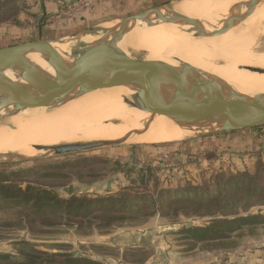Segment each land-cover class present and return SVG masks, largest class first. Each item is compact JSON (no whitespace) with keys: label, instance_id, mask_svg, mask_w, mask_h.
I'll use <instances>...</instances> for the list:
<instances>
[{"label":"rangeland","instance_id":"obj_1","mask_svg":"<svg viewBox=\"0 0 264 264\" xmlns=\"http://www.w3.org/2000/svg\"><path fill=\"white\" fill-rule=\"evenodd\" d=\"M37 1L0 0V27H10L17 20L23 28H37L36 19L28 15ZM165 1L171 0H99L97 3L112 4L114 14L102 13L103 19L98 23L123 18ZM66 2L71 12L85 10L89 1ZM261 28L252 46V55H264V21ZM128 49L142 59L176 58L166 47L155 51L147 45H128ZM195 56L193 54V58ZM186 57L183 58L186 60ZM200 57L203 58L197 55L199 63ZM193 58L188 55L187 63L199 64L197 58L196 61ZM209 58L215 65L226 64L218 56ZM255 67L259 66L239 65V70L232 71L242 85L249 86L247 91L254 93L257 91L252 88H256L258 79H264V70H254ZM262 128L254 131L253 137L248 135L243 139L233 133L219 137L192 135L168 143H128L35 162L0 165V183L15 182L22 188L32 185L57 193L64 200L111 197L123 203L136 201L143 206L137 212H127L122 204L117 208L124 211L120 209L123 212L116 215L93 211L89 218L78 219L59 211L49 219L39 218L33 223L25 214L7 222L20 208H0V253L11 255L19 264H41V259L44 264H70L62 254L80 257L82 261L78 264H253L255 259L264 261V225L244 227L230 238L214 241L199 242L188 233V229L205 228L217 218L264 214V189L253 196L250 193L252 182L241 177L254 175L264 179ZM68 139L62 142L75 141ZM136 197L141 199L132 200ZM142 197L151 200L143 204ZM164 205L171 209L166 211ZM112 237L113 243L110 242ZM140 254L144 256L138 258ZM27 259L29 261H25Z\"/></svg>","mask_w":264,"mask_h":264},{"label":"water","instance_id":"obj_2","mask_svg":"<svg viewBox=\"0 0 264 264\" xmlns=\"http://www.w3.org/2000/svg\"><path fill=\"white\" fill-rule=\"evenodd\" d=\"M180 1L171 0L68 36L0 47V86L8 91L0 106V127L8 118L32 114L35 108L51 113L90 93L112 88H125L136 98L133 106L150 115L124 136L31 145L34 155L0 154V165L125 145L160 118L200 137L264 127V94L244 93L179 58L136 57L127 45L134 30L150 25L173 24L196 39L220 37L241 26L264 0H241L214 19L183 15L175 6ZM100 34L107 38L96 39ZM41 61L50 68L45 69Z\"/></svg>","mask_w":264,"mask_h":264},{"label":"bare ground","instance_id":"obj_3","mask_svg":"<svg viewBox=\"0 0 264 264\" xmlns=\"http://www.w3.org/2000/svg\"><path fill=\"white\" fill-rule=\"evenodd\" d=\"M240 1L182 0L175 6L176 10L183 15L214 19L228 12L232 4ZM263 21L264 5L237 29L220 37L196 39L173 24L150 25L134 30L129 36L127 45L132 47L147 45L155 51L166 47L168 51L176 54H174L176 58L185 62H188V55L189 58H193V54L196 58L197 55L198 57L201 55L203 58H200L203 60L199 61L201 63L202 60V64H207V67L200 68L202 64L198 62V58L197 62L200 65L196 63L197 67L223 78L244 93H254L248 92L249 86L242 85L232 71L239 70L237 68L239 65L264 68V55H252L251 51L257 36L261 33ZM95 38L105 40L107 35L100 34ZM183 54L186 55L182 56ZM211 55L220 57L226 64L218 66L209 62ZM196 58L192 60L196 61ZM40 63L45 69L50 68L47 62ZM258 80V84H255L256 88L252 89H256L255 94H264V79ZM7 95L6 87L0 86V106ZM134 102L136 98L125 88H112L90 93L51 113L39 112L35 108L32 114L9 118L0 127V154L20 151L27 155H34L35 151L31 145L56 144L66 138L90 140L124 136L150 116L134 107ZM8 124L13 128H10ZM192 135L188 128L176 125L172 120L160 118L149 130L131 140V143H168Z\"/></svg>","mask_w":264,"mask_h":264},{"label":"trees","instance_id":"obj_4","mask_svg":"<svg viewBox=\"0 0 264 264\" xmlns=\"http://www.w3.org/2000/svg\"><path fill=\"white\" fill-rule=\"evenodd\" d=\"M164 1V0H163ZM38 4L35 6L34 10L29 11L28 15L36 19L39 27H44L46 24V20L49 16V12L47 11V0H38ZM36 2V3H37ZM161 2L160 4L166 3ZM112 4H107L106 6H102L100 8L96 5V15L97 17H102V13L107 12V15H113L114 11H111ZM128 7V6H127ZM126 8V7H125ZM32 9V8H31ZM40 11H42L40 13ZM78 23H82L86 21H90L93 16L90 13H80L77 14ZM15 28L21 29L23 28L20 24V21L15 20L12 25ZM6 34V32H5ZM1 36V35H0ZM13 36V35H12ZM18 40H20L18 38ZM18 44L15 40L12 39L10 45ZM263 128L251 129V131L262 130ZM233 133L235 135L239 134ZM244 179H249L252 182V187L250 189V193L253 196L259 195L260 192L264 189V179L260 180V177H253L251 175L241 176ZM240 179V178H239ZM237 181H234L236 183ZM191 192V191H190ZM137 198V199H136ZM132 200H138L141 198L136 197ZM199 198V197H198ZM144 204L147 200H151V198L142 197ZM174 199V198H173ZM191 199V198H189ZM202 199V198H199ZM193 201V200H192ZM133 202V201H132ZM126 202L123 203L117 198L104 197V198H80V197H72L69 200H64L59 197V195L52 194L49 190L41 189L34 187L32 185H27L25 188L18 185L15 182L7 183L5 181H1L0 183V208H9L16 209L20 208V210L13 216H9L7 222H12L16 220V218H20V214H25L27 219L31 221V223L40 219H49L50 216H55L59 211H64L66 216H70L73 218H89L93 211H100L101 214L107 215H116L118 212H123V208H117L119 205L124 204L127 212H137L139 208L143 207L137 202ZM166 211L170 210L169 205H164ZM123 211H121V210ZM163 211V210H162ZM153 214H151L152 216ZM164 215V214H163ZM2 221V220H1ZM114 221V219L112 220ZM5 222V221H4ZM259 225H264V214H255V215H247V216H239L237 218H222L215 219L212 221L210 225L205 228H195L194 230L188 229V233L193 236V238L199 242L202 241H214L219 239H227L231 237V234L242 230L244 227H257ZM144 254H140L137 256L138 258H142ZM61 257L65 258L70 264H78L82 261L80 257H75L70 254H62ZM25 261H29L28 259ZM41 264L45 262L43 259L40 260ZM144 261V260H143ZM0 263L3 264H19L16 259H14L9 254L0 253ZM142 262L141 264H143Z\"/></svg>","mask_w":264,"mask_h":264},{"label":"crops","instance_id":"obj_5","mask_svg":"<svg viewBox=\"0 0 264 264\" xmlns=\"http://www.w3.org/2000/svg\"><path fill=\"white\" fill-rule=\"evenodd\" d=\"M96 5L102 8V6H106L107 4H105L104 2L95 3L93 13H91L89 10H81L79 12L74 13V15L71 18H67L68 19L67 20L62 15L67 10V8H69L66 0H47V11L51 16L47 18L45 26L44 27L38 26L37 28L28 27L21 29L15 28L13 26L0 27V35H1L0 47L8 46V44L11 43L12 39L15 40V42H18V44L27 41H34L37 40L38 38H43V37L47 39H53V38H59V37L71 35L78 31L77 28L84 29L94 26L98 24V22H101L99 21L100 19H103V17H99V18L97 17L95 11ZM41 12L42 11H40V13ZM85 12L90 13V15L93 16V18L88 22L84 21L83 22L84 24L78 23L79 20L77 14L80 13L83 14ZM105 16L108 15L105 14ZM18 38L20 40H18ZM239 132L241 133L237 134L236 136L241 139L246 138L248 135H252L253 137V135L255 134L254 131L251 130H244ZM245 140L252 141L251 139H245ZM253 264H264V261L255 259Z\"/></svg>","mask_w":264,"mask_h":264},{"label":"built area","instance_id":"obj_6","mask_svg":"<svg viewBox=\"0 0 264 264\" xmlns=\"http://www.w3.org/2000/svg\"><path fill=\"white\" fill-rule=\"evenodd\" d=\"M85 1L86 2L89 1L86 4L85 10H89L91 13H93V11H94V4L97 3V1H99V0H85ZM70 10H71L70 8H67V10L62 14L63 17H65V18H71L74 15V13H76L78 11V10L77 11L74 10V11H71L70 12Z\"/></svg>","mask_w":264,"mask_h":264}]
</instances>
